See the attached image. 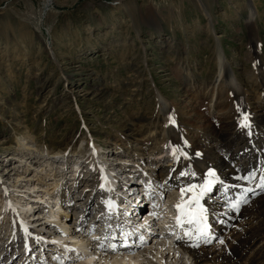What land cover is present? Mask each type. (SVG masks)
Listing matches in <instances>:
<instances>
[{"label": "rangeland", "instance_id": "1", "mask_svg": "<svg viewBox=\"0 0 264 264\" xmlns=\"http://www.w3.org/2000/svg\"><path fill=\"white\" fill-rule=\"evenodd\" d=\"M252 11L255 22L249 19ZM220 55L227 65L224 92L232 89L227 85L232 78L246 92L241 90L244 97L237 99L238 106L232 103L211 113L205 87L217 82ZM263 86L264 0H0V169L19 164L15 150L23 136L46 155L69 148L70 141L80 153L92 139L111 153L105 155L109 167L126 152L147 157L149 134L153 129L164 133L165 100L186 143L213 169L226 172L225 186L231 184L224 188L220 182L213 197L207 198L211 214L221 211L228 195L238 196L235 188L249 195L244 206L254 205L264 199V186L253 193L251 178H240L238 167L252 161H247V144L264 139L252 127L253 139L248 131L240 134L231 110L244 107L250 112L248 92L253 109L263 118L264 112L258 110L264 104ZM230 92V97L235 95ZM258 122L253 126L264 130V122ZM116 147L124 151L115 154ZM194 165L200 167L198 162ZM165 168L161 171L167 176ZM54 170L61 173V165L55 164ZM92 180L88 183L96 185ZM85 183L73 198L89 187ZM85 203L76 204L79 212ZM223 227L199 247L211 251L227 247L233 225ZM214 230L213 223L208 233ZM256 245L244 264L264 250V239ZM20 256L14 264L21 263Z\"/></svg>", "mask_w": 264, "mask_h": 264}, {"label": "bare ground", "instance_id": "2", "mask_svg": "<svg viewBox=\"0 0 264 264\" xmlns=\"http://www.w3.org/2000/svg\"><path fill=\"white\" fill-rule=\"evenodd\" d=\"M255 16V12L252 11L249 19L255 22ZM218 60L220 72L218 73L217 82L211 84L212 87H209V85L205 87L211 113L218 108L221 111L222 106H230L234 103V99L230 98L229 94H232L230 91L234 90L233 94L238 98V96H241V90H243L237 83L236 79L232 78V83L227 84L232 87V89L228 87L226 88V92H224L223 88H225V86L222 84V79L226 73V59L223 55H220ZM226 93H228L229 98L225 97ZM258 98H261V95H259ZM258 100L261 101L260 99ZM259 106L262 109L258 110L264 112V104L261 103ZM259 106L257 105L256 107L258 108ZM170 107L169 102L165 100L162 101L161 110L166 117L164 133L163 135H158L157 130L153 129L149 134L148 137L150 140L147 144V146H149L147 149L148 156L141 157L137 155L139 157L136 158V154L141 153H130L131 151L126 152V154L116 157L113 165H115V163H123V165L116 166L129 168V170L140 166L142 168L141 171H145L146 175H155L158 177L157 184L159 190H157L156 194L158 195L159 193L161 197L164 194L165 198L167 196L166 201L165 198L163 199V203L166 204L167 209L164 210L163 205L158 210L161 215L159 224L161 225L160 233L162 234L174 230L173 209L174 207H177L178 204L174 201L173 193L181 197L183 196V198L187 200V205L190 203V208L195 209L197 213H200V208L202 207L204 212L200 214L203 215L205 219L199 221V223H195V226H192L191 236L193 237L182 236V238L177 240L175 248L172 247L171 239L163 238L155 247L150 245V248L149 245H147L143 249L136 250V255L134 254V256L128 255L129 257H124L123 255L114 252L109 255V253L106 252L108 251L106 245H99L98 241H94L98 230V224L100 223L98 218L93 222V228L91 231L88 234L85 233L87 229V221L92 217V210L94 207L93 202H97V199L95 200V198H97L98 193L100 192V182H97V179L95 178L97 177L96 173L92 172L88 174V176H85L86 173L83 171L86 166H83L81 163L82 159L72 141L69 142V144H71L69 145V148L66 147L56 154L48 151L46 155L45 153H40L37 149L32 148L28 144L29 142L27 141V138L23 136L19 138L18 148L15 150L17 155L20 154V156H18L19 158H17L19 164L15 165V167L10 170L5 167L0 169V264H14L15 258H17V255L19 254H21L20 258H18L20 259V261H18V263L21 262L20 264H34L35 262L46 264L47 256H44L48 254L50 250L55 249V247L49 246L52 244H48L44 247V251L31 259L32 255L26 254L27 252L24 249L25 245L21 235L22 232L19 231V228L21 227L27 232L29 225H33L34 227L37 226L42 238L45 240L46 238L54 240L53 236L44 232L45 230L49 232L54 231L56 235H58V238L55 240L58 244V248H56L58 252L55 257L58 258V261L60 260L61 263H58V261L55 260L49 262L48 259L49 264H64L67 258H73L74 260H72V262L79 259L78 262L74 264H244L243 262L245 258L247 259V256L249 255L248 253L253 251L255 245L264 239V199L257 203L254 202V205L251 204L244 206L243 199L249 195L247 193L241 194V192L235 188L238 196L232 197L228 195L226 199L228 198L230 200L227 201L225 199L223 204L224 207L221 211L216 214H211L210 206L206 204L208 201L207 198L211 196L213 197L219 182L225 180L226 172L223 171L224 173L222 172L220 174L219 170L213 169L214 166L212 167L202 159L201 154L192 150L190 145L186 143L184 130L182 131L179 126L177 127L169 121L170 117L174 114L170 111L172 110ZM252 130H254L253 127ZM251 138L253 139V136H251ZM262 138L264 139V136H262ZM252 143H254V145ZM263 143V140H260V138H258L257 141H250L247 144V148L250 150V153L248 152L249 158L247 161H252L245 165L243 164V166L239 165L238 167L241 171V174L239 175L240 178L244 179V177H246V179H248L252 176H256V178H253L254 182L252 187L261 183V179L263 178L261 175L260 178L257 179L262 173L255 172L257 163L256 159L258 158L255 154V148L256 145L259 146V148L264 147ZM100 148L101 147L99 146L92 147L93 152L99 151ZM119 148L121 147L115 148V154L124 151ZM114 152L112 154H114ZM105 155L109 156L110 154L104 153L103 156ZM106 158L107 159L104 160L101 156H95L94 160H92V165H98L106 170H110L111 167L108 166V160H110V158ZM60 159H62V161ZM129 161H132L136 166L132 167L128 164ZM157 161H159V163ZM162 161L167 162V164L163 165L161 163ZM67 162L68 166L76 163V167H82L80 173L77 174V172H75V175L77 176L71 180L75 183V186L73 187L77 186V188H68L69 186L65 189L63 188V181L68 176L67 171L63 169L66 167L65 164H67ZM195 162H198L200 166L199 168H197V166L195 167ZM262 162H264V159H262ZM55 164L61 165V173L55 172ZM163 166L166 167L165 171L167 172V176L162 173L164 170L161 171ZM115 168L116 167H114V169ZM67 169H69V167ZM10 171H13V173H10ZM209 173H213V175L210 176ZM26 176L28 177L26 178ZM91 176L93 179L91 180L94 184L97 182L96 185L88 183L91 181H89ZM176 176L182 177V179L178 180ZM65 182L67 183V180ZM84 182H86L85 184L88 183L87 186L89 187L84 188L83 193L79 194L77 198H73V194L77 193L80 184H84ZM209 182L212 194L207 190L201 195L203 186L209 184ZM223 184L225 185V181ZM227 187L228 186H224V188ZM189 189H191V191H189ZM61 190L64 191L65 196L71 195L72 198L67 200L66 208L74 210L75 213L82 216L81 219L75 220L74 224L71 226H67L65 223L69 214H65L66 218L63 221L59 218V213H57L59 207H54V199ZM26 197L29 199L31 198L32 200L24 201ZM197 198H201V201H199L198 204L196 203ZM35 199L43 202V205L34 202L31 203V201ZM83 200H85L86 203L81 206L83 209L81 213L78 210L79 206L76 204H79V201ZM153 203H155V205L158 203L161 204L159 198L153 201ZM40 207H42V211L40 210ZM37 209L39 210L36 211ZM32 211L34 213H32ZM35 215L38 217H43L44 215L46 219L34 223V221L31 220ZM73 219H75V217ZM247 222L252 224L246 226ZM213 223L215 224V230L210 234L208 231ZM224 224L233 225L232 229L234 231L233 240L232 242L230 241L232 239L231 237L229 240L231 243H229L227 247L220 248V250H217L216 248V250L212 251L211 248H203L204 246L199 247V244L203 243L204 245L206 242H209L210 239L218 233V229L225 228L223 227ZM56 228H65V233L61 234V230L56 231ZM76 237H79L80 239H77ZM202 237L206 238L201 239ZM227 238L226 240H228ZM32 243H35V241H32ZM90 245H94L95 247L98 246L99 249L104 251V254L98 257L91 255L89 252ZM35 246H38V243ZM74 257H78V259H75ZM72 262L67 261L65 264H72ZM246 264H264V250H258L255 252L249 263Z\"/></svg>", "mask_w": 264, "mask_h": 264}, {"label": "snow or ice", "instance_id": "3", "mask_svg": "<svg viewBox=\"0 0 264 264\" xmlns=\"http://www.w3.org/2000/svg\"><path fill=\"white\" fill-rule=\"evenodd\" d=\"M244 126L247 127L246 124H245ZM209 175L211 176V175H213V173H209ZM262 186H264V184H262ZM207 190H210V182H209V184H206V185L203 186V188H202V190H201V195L203 194L204 191H207ZM189 191H191V189H189ZM196 203H197V204L199 203V198H197ZM177 207H178V208H181V205L178 204ZM182 210H183V209H182ZM203 212H204V209L201 207V208H200V213H203ZM200 219H201V220H204L205 217H204L203 215H201V216H200ZM189 222H191V221H189ZM221 243H223V241H221Z\"/></svg>", "mask_w": 264, "mask_h": 264}, {"label": "water", "instance_id": "4", "mask_svg": "<svg viewBox=\"0 0 264 264\" xmlns=\"http://www.w3.org/2000/svg\"><path fill=\"white\" fill-rule=\"evenodd\" d=\"M106 3L107 4H111V5H116V4H118V2L117 1H106ZM6 4H7V2L4 4V6H6ZM4 6H2V7H4Z\"/></svg>", "mask_w": 264, "mask_h": 264}]
</instances>
